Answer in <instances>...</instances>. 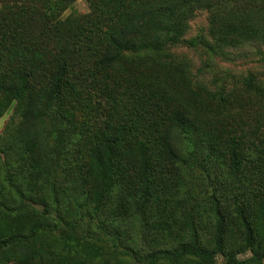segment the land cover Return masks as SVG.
Instances as JSON below:
<instances>
[{
	"label": "trees",
	"instance_id": "16d2710c",
	"mask_svg": "<svg viewBox=\"0 0 264 264\" xmlns=\"http://www.w3.org/2000/svg\"><path fill=\"white\" fill-rule=\"evenodd\" d=\"M89 1L88 26L70 18L60 30L39 11L54 19L61 0H0V119L15 107L19 120L6 127L0 160V264H94L73 249L83 241L118 246L114 232L97 233L92 222L143 223L162 192L189 195L188 166L199 157L223 170L217 184L234 222L208 195L215 224L204 244L205 218L179 210L192 197L171 196L174 206L156 210L186 237L170 249L129 247L131 264H264V86L253 76L207 81L174 51L214 57L264 46V0ZM198 11L209 13L207 31L187 38ZM245 107L258 113V144L230 130ZM37 191L46 209H25Z\"/></svg>",
	"mask_w": 264,
	"mask_h": 264
},
{
	"label": "rangeland",
	"instance_id": "374dc122",
	"mask_svg": "<svg viewBox=\"0 0 264 264\" xmlns=\"http://www.w3.org/2000/svg\"><path fill=\"white\" fill-rule=\"evenodd\" d=\"M65 0H61L59 8L55 12V18L47 20V11H39L44 21L56 26L60 30H68L66 26L67 19H78L80 24L86 28L88 26L89 19L94 17V8L89 0H75L71 3L65 11H61L65 8ZM43 7V1H35L29 4ZM2 4L0 3V8ZM29 7V6H28ZM42 9V8H41ZM209 24V13L207 11H198L194 18L190 21L189 32L187 38L195 37L200 32H206ZM181 57H186L192 62L193 72L195 75L200 74L203 79L213 82L214 78H218L220 81L233 82L239 78H249L253 76L254 80L264 86V46L246 47L241 50H231L228 56H214L210 57L201 51L189 50L186 47H179L174 50ZM207 66H206V65ZM247 107V106H246ZM236 111L237 124L232 120L230 130L236 136L244 134L245 141L248 145L258 144L261 140L260 134L257 132L260 128V123L257 119V111L247 108ZM15 107H11L4 116L0 119V160H6V156L3 153L4 140L6 139L5 130L6 127L12 130L17 126L19 120L13 117ZM13 117V118H12ZM10 123V124H9ZM9 124V126H8ZM241 129V130H240ZM261 129V128H260ZM262 130V129H261ZM263 131V130H262ZM263 133V132H261ZM193 171L194 180L189 185H186L184 190L189 193H180L176 190L169 192L165 191L161 194V199L158 202H154V199L149 203L151 211L145 216L143 223H136L127 218L122 217L121 220L116 219H97L96 223L91 224V228L97 233L105 230L114 232L117 236L116 244L118 246L115 249L111 242L104 244H93L88 241H83L73 252L77 256H83L87 260V263L94 264H131L133 259L129 256L126 250L130 247L133 248L136 244L143 247L146 250L155 249H170L175 247L181 237H186L187 230H183L175 220L166 217L163 213L156 210L157 205L174 206V202H170L171 196L174 199H178L184 202L186 199L192 200L187 205H180L179 210L190 211L192 208L196 212L201 213V218H205L200 224L201 242L209 244L211 237H213V227L215 224L214 210L212 208L213 202L207 199V196L214 193L217 197V204L220 210L224 214L226 220L234 222L232 217L233 202L225 201L221 198L223 193L227 190L218 186L217 182L221 180L223 170L219 167L208 165L203 158L199 157L194 162V165L188 166L187 172ZM39 199L32 200L26 198V207L33 206L34 209L42 211L45 208L43 202V194L40 191L36 193ZM167 199V200H165ZM49 212H52L53 208H47ZM70 204L67 203L61 208V213L65 216L71 215ZM53 214L55 212H52ZM50 221L54 215H49ZM100 225L101 228L98 226ZM234 228H229V235L232 234ZM58 235V234H57ZM228 237V236H227ZM230 238V237H228ZM238 240H241V233H238ZM72 249V248H71ZM68 253L70 251L68 250ZM250 257V253L242 254L240 259H246ZM219 263H222V258L219 259ZM181 264H186L183 262Z\"/></svg>",
	"mask_w": 264,
	"mask_h": 264
}]
</instances>
